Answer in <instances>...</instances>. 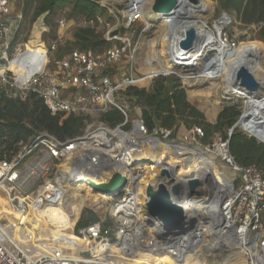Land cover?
<instances>
[{
	"label": "built area",
	"instance_id": "obj_1",
	"mask_svg": "<svg viewBox=\"0 0 264 264\" xmlns=\"http://www.w3.org/2000/svg\"><path fill=\"white\" fill-rule=\"evenodd\" d=\"M153 1L100 0L98 4L106 12L82 24L97 23L110 45L96 52L75 48L56 57L58 47L66 41L67 9L60 11L57 38L48 44L43 39L48 31L46 14L37 19L26 37L21 29L23 14L13 8L12 0H0V97L26 100L33 92L53 114L67 112L92 118L80 134L67 140L45 131L29 142H21L17 152L7 157L0 154V191L8 205L7 209L0 207V264H123L125 258L137 253H165L176 260L182 252L205 246L212 233L232 243L226 246H236L246 264H264V175L256 165L237 163L229 148L235 129L264 143V81L258 92L239 88L246 93V103L227 139L204 144L202 127L196 126L179 138L173 129L149 130L140 117L131 120L130 104L119 98L127 88L148 86L160 75L175 74L183 85L213 79L207 73L213 67L211 60L208 69L189 72L166 66L172 52L138 61L142 47L152 40L150 31L157 25L150 11ZM188 8L185 5L182 11ZM37 25L41 28L39 37L35 36ZM171 29L175 28L169 27L170 35ZM33 40L43 45L36 54L31 52ZM222 40L229 44L226 36ZM27 57L34 59L30 69L24 62ZM112 107L124 116L116 126L97 118ZM194 148L204 150L215 162L222 160L232 174L220 172L225 183L218 180L208 185L202 197L182 198L186 206L190 201H199L209 214L197 217L195 226L187 232L163 237L165 229L147 212V188L168 183L169 178L163 177L161 171L168 168L175 173L176 165L196 156ZM146 151L149 156L144 155ZM170 158L177 159L178 164H171ZM116 172L128 178V185L115 196H106V210L99 220L78 230L75 222L66 229L94 248L93 254L75 253L74 248L50 235V247L39 255L31 256L20 247L16 235H21L30 223L44 233L56 228L46 225L45 218L37 214L50 204L64 207L75 183L104 184ZM148 172L157 174L161 181L152 183ZM100 244L109 249L99 253ZM113 247L118 252H113Z\"/></svg>",
	"mask_w": 264,
	"mask_h": 264
},
{
	"label": "trees",
	"instance_id": "obj_2",
	"mask_svg": "<svg viewBox=\"0 0 264 264\" xmlns=\"http://www.w3.org/2000/svg\"><path fill=\"white\" fill-rule=\"evenodd\" d=\"M100 0H22L18 11L23 14L22 32L31 34L37 19L46 14L44 22L48 31L43 39L51 44L58 35L57 19L62 9H67L68 26L73 35L58 47L56 57H63L72 49L86 52L102 51L110 45L103 37V29L98 24L84 26L83 21L96 20L98 14L106 12ZM228 16H234L243 27L255 25L256 31L250 40L264 43V0H212ZM42 43L40 47H42ZM119 98L138 106L140 118L149 130L154 128L190 130L202 127L205 137L202 143L209 144L216 138L227 139L229 130L241 115L237 102L225 103L215 123L208 121L203 111L192 104L180 78L171 74L154 78L148 86H132L122 91ZM97 118L110 126L124 120L120 110L115 107L99 114ZM88 115L61 112L51 113L44 100L30 93L26 100L0 97V154L7 157L18 151L20 143L31 141L41 132H51L60 140H67L80 134L87 122ZM229 148L235 161L243 166L256 165L264 175V143L240 129H235L229 138ZM99 220V214L91 208L82 212L77 223L80 227ZM264 227V213L262 215Z\"/></svg>",
	"mask_w": 264,
	"mask_h": 264
},
{
	"label": "bare ground",
	"instance_id": "obj_3",
	"mask_svg": "<svg viewBox=\"0 0 264 264\" xmlns=\"http://www.w3.org/2000/svg\"><path fill=\"white\" fill-rule=\"evenodd\" d=\"M208 4L202 0V8L205 9ZM200 9H197L196 7L190 6L186 13H188L191 16H194L196 14H199ZM202 21V20H201ZM189 22V21H188ZM231 22L230 20L226 19H220L218 22L214 25L213 28L210 26H207L206 22H203L202 24L198 23V19H193L190 21V23L196 24V27L199 30L200 39L197 44V46L193 50L189 51H183L178 47V40L180 37V28L183 29L186 25H175L172 27V23L163 20V26L164 31L162 34V42H163V52L165 55H167L170 52H177L176 54L182 55L184 57H187L186 59H181L180 62L178 61L177 66L178 67H184L186 69H191L193 67H197L199 64L200 59H204L207 57V53L209 51H215L216 57L214 60H217V63L215 65H212L213 67L211 70H209L207 73L210 77H217L221 76L222 74L225 75L227 78V86L226 89L230 90V92L234 95H237L239 97H246V93L241 91L235 81V77L233 75L234 69L236 67H239L241 65H245L249 68V70L254 73L256 76L259 72H263V66L261 63V58L264 54V50L261 44L256 42H249L245 44H241L238 48H233L226 42H224L221 38L222 29L225 24H228ZM40 26L37 25V29ZM169 27L175 28L171 29V35L169 34ZM166 32V39H163L165 37ZM202 41V42H201ZM40 42H36L33 40L31 52L33 54H36L38 49H40ZM152 45V44H151ZM162 53V52H161ZM33 58L27 57L25 59V64L27 63V69H30L31 65L33 64ZM204 61V60H203ZM213 62V61H211ZM166 66L168 68H173L174 63L170 61L166 62ZM201 67V66H200ZM260 74V73H259ZM260 79V78H259ZM194 154L197 156V159L193 158L191 160H188L186 163H182L180 165H176L175 168V177L174 179L177 181H187L192 177H198L205 179L208 185H212L213 181H222L225 183V179L220 176L218 173L214 162H212L210 159V155H208L204 150L200 148H194L192 149ZM145 156H149V152L144 153ZM162 160V159H161ZM171 164H178V160L175 158H170ZM195 169L194 172L189 174V171H187L189 168ZM149 174V173H148ZM151 175V174H150ZM153 178H151V182H159L161 181L160 177L152 173ZM152 177V176H151ZM77 187L79 191H85L87 197L92 200H99V199H105V195L95 192L85 183H75L73 185V188ZM78 192V191H77ZM83 193V194H85ZM219 201L216 200L215 204H217ZM55 207L61 206L60 204H52ZM190 210L193 217H199L203 216L205 213L209 214L208 209L205 207H202L200 202H192L190 201L187 205ZM47 207H45L42 211V217ZM220 240V241H218ZM83 243V241H80ZM232 244L230 242H226L220 239V236H217V234L212 233L210 235V238H206V244L205 246H195L193 249L187 250L185 252H182L179 257H177L176 261L178 264H192L193 258L195 257L196 260L199 261L200 264H205V262L200 261V256H203V251H213V250H222L223 254H228L229 259L227 264H246L244 255L241 253L236 246H226L225 244ZM62 244V243H61ZM77 246V243L72 244L70 247L75 248ZM113 252H118L116 248H112ZM219 252V251H218ZM190 255L193 257L191 260L187 263V258L190 257ZM150 255L137 253L131 257L125 258L122 262L123 264H161V261H151ZM215 257V256H214ZM171 259V258H169Z\"/></svg>",
	"mask_w": 264,
	"mask_h": 264
},
{
	"label": "rangeland",
	"instance_id": "obj_4",
	"mask_svg": "<svg viewBox=\"0 0 264 264\" xmlns=\"http://www.w3.org/2000/svg\"><path fill=\"white\" fill-rule=\"evenodd\" d=\"M12 1L15 10L16 11L19 10L22 4V0H12ZM203 1H205L208 4L207 6L209 7H206L204 11H201L199 12V14H196L194 19H198L199 24L206 22L208 27L210 26L211 28H213L214 25L218 22V20L223 16L224 12L219 8L217 2L212 0H203ZM151 13L153 14L152 11ZM230 18H231L230 19L231 22L223 26L221 37L224 38L226 36L229 40V45L231 47L233 46L234 43L236 44L235 48H238L241 44L256 42L261 44L264 50L263 42L257 40H250L256 31L255 25L250 27H243L239 22L236 21L234 16H231ZM156 23H157L156 27H154V29H152L149 34L150 38L152 39L151 42L149 43V45L143 46L141 49V54H140L141 57L138 60L140 63L144 58L148 56L154 57V56H161L164 54L163 52L164 46L161 38L164 31L163 21L160 19L157 20ZM163 39H166V32H165V37ZM213 54H216V52L209 51L207 53V56H212ZM216 63L217 60L214 61L213 65H215ZM261 63L264 69V54L261 58ZM204 64H205V59H200L198 66L193 67L190 70H197L199 68H203ZM259 73L257 74V76L256 75L255 76L264 81V71ZM213 79H215L214 82L198 90V93L200 94L198 95L199 98L202 96L201 94H207L213 92V94H217L218 97L220 96V94L224 93L225 98H229V100L237 102L240 108L242 106H245L246 99L244 97H239L237 95H234L230 92V90L226 89L228 82L225 75L222 74L221 76L213 77ZM136 107L138 106L130 104L131 110L129 111V116L131 120H135L139 118L141 115V110ZM208 116L209 117L211 116L210 112H208ZM161 155L162 154L159 153V157H161ZM195 158L197 159V156H195L194 159ZM210 159H212L211 161L214 162L215 167L222 178L224 177L223 175H221L220 172L229 175L232 174L230 168L222 160L218 159L215 162L212 156L210 157ZM187 171H189V174H191L192 172L195 171V169L190 167ZM148 175H150V173ZM150 177L153 178L152 173ZM77 189L78 188L75 187L69 190L64 202V207L62 205L59 207H55L52 204L47 206L43 216L45 218L44 223H46V225L49 226L54 225L56 227V228L48 229L49 234L44 233L40 229L35 228L30 223L28 226L24 228L21 235H16L18 244L26 253H28L31 256H36L48 250L52 241V237L50 236H54V238L58 239L60 243H62L64 246L68 248L72 244L77 243V246L73 249V252L75 253H84L89 255L94 253V248H89V246L81 243L80 242L81 240L77 236H75L72 230H66V229L72 227L75 224V222L78 223V221L81 219L82 212L86 208H91L95 210V212L99 215L104 214L107 206V200L89 199L85 191L82 190L79 191ZM0 207L2 209L8 208V205L5 201L4 193H2L1 191H0ZM71 213L73 214L71 215ZM37 216L42 217V214L39 213L37 214ZM108 249H109L108 246L102 245L99 246L98 252L103 253ZM149 257L151 261H161L160 262L161 264H178L175 259H172L165 253L154 254V255H150ZM192 258L193 257L190 255V257L187 258V263ZM228 259H229V255L223 254L222 250H217V251L204 250L203 256L202 255L200 256V261L203 263L205 262V264H227ZM192 264H200V263L194 257Z\"/></svg>",
	"mask_w": 264,
	"mask_h": 264
},
{
	"label": "water",
	"instance_id": "obj_5",
	"mask_svg": "<svg viewBox=\"0 0 264 264\" xmlns=\"http://www.w3.org/2000/svg\"><path fill=\"white\" fill-rule=\"evenodd\" d=\"M196 7L200 11L202 8V0H154L150 8L157 20H165L172 23V27L184 23L186 26L180 31L178 47L183 51L193 50L199 42L200 35L196 24L190 23L194 16L182 11V7ZM220 19L230 20V16L226 13ZM219 19V20H220ZM189 21V22H188ZM202 42V41H201ZM171 62L174 63L173 70L189 72L190 69L178 67V61L186 59L182 55L172 52ZM216 54L207 56L203 69H208V61H213ZM233 75L239 88L245 89L247 92L260 91L263 88L261 79L255 76L248 67L241 65L234 69ZM247 117L243 118L246 121ZM163 177L169 178V182H159L157 186L149 185L147 194L149 200L147 202V212L154 218L159 220L160 225L165 229V233L161 236L169 237L187 232L189 228H193L196 224L197 217H193L190 208H188L182 198L202 197L207 192V182L205 179L192 177L187 181H177L174 179L175 173L165 168L161 171ZM128 178L119 172L113 174L109 182L98 184L91 181H86L95 192L101 193L107 197L115 196L128 185ZM217 181L214 180L213 183ZM153 222V220H152ZM43 230L47 231L44 226Z\"/></svg>",
	"mask_w": 264,
	"mask_h": 264
},
{
	"label": "crops",
	"instance_id": "obj_6",
	"mask_svg": "<svg viewBox=\"0 0 264 264\" xmlns=\"http://www.w3.org/2000/svg\"><path fill=\"white\" fill-rule=\"evenodd\" d=\"M12 6H13V1H12ZM13 8H14V6H13ZM40 31H41V28H38V29H37V27L35 28V36L36 37H39ZM64 33H65L66 41L72 40L73 35L69 29V26H68V29H66ZM214 81H215V79L189 81L186 85H183L187 91L189 101L192 104H194L195 106H197L201 111H203L206 118L208 119V121H210L212 123L216 122L218 114H219L222 106L225 103H231L232 102L231 100H229V98H225L224 93L220 94V96L217 97V94H213V92H211V93H207V94H201L202 96L199 98L198 95H200V94L198 93V90L200 88L208 86L209 84H211ZM208 112H210V115H211L210 117L208 116ZM175 131H176L177 136L179 138H182V136H184L187 132H189V130L183 126L180 127L179 129H176ZM216 139H219V138H216ZM43 216H44V214H43ZM100 246H102V244H100Z\"/></svg>",
	"mask_w": 264,
	"mask_h": 264
}]
</instances>
